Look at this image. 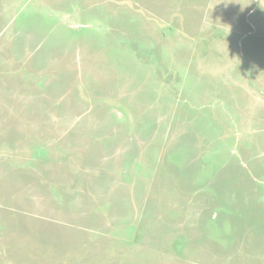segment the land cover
<instances>
[{"label":"rangeland","instance_id":"374dc122","mask_svg":"<svg viewBox=\"0 0 264 264\" xmlns=\"http://www.w3.org/2000/svg\"><path fill=\"white\" fill-rule=\"evenodd\" d=\"M0 264H264V0H0Z\"/></svg>","mask_w":264,"mask_h":264}]
</instances>
